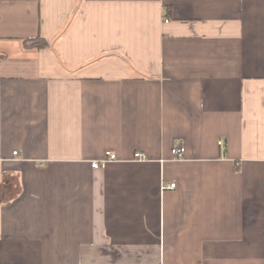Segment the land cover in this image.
I'll list each match as a JSON object with an SVG mask.
<instances>
[{
  "label": "crops",
  "instance_id": "0c3cea01",
  "mask_svg": "<svg viewBox=\"0 0 264 264\" xmlns=\"http://www.w3.org/2000/svg\"><path fill=\"white\" fill-rule=\"evenodd\" d=\"M0 264H264V0H0Z\"/></svg>",
  "mask_w": 264,
  "mask_h": 264
},
{
  "label": "built area",
  "instance_id": "2783aa9c",
  "mask_svg": "<svg viewBox=\"0 0 264 264\" xmlns=\"http://www.w3.org/2000/svg\"><path fill=\"white\" fill-rule=\"evenodd\" d=\"M13 154L15 155L16 152ZM183 154H184V148L183 147L176 146L172 150L173 160L183 159ZM116 160H117V157L115 154H111V153L107 152L106 155L101 160L92 162L91 167L94 169L102 168V167H105L108 163L116 161ZM133 160H135L137 162H142L145 160V156L143 154L137 152L133 155ZM174 188H175V184H170L168 186V189H174ZM162 189H164V188L162 187Z\"/></svg>",
  "mask_w": 264,
  "mask_h": 264
},
{
  "label": "trees",
  "instance_id": "16d2710c",
  "mask_svg": "<svg viewBox=\"0 0 264 264\" xmlns=\"http://www.w3.org/2000/svg\"><path fill=\"white\" fill-rule=\"evenodd\" d=\"M22 44L23 47L26 49H42L49 46V43L41 37H35V38L23 40Z\"/></svg>",
  "mask_w": 264,
  "mask_h": 264
}]
</instances>
